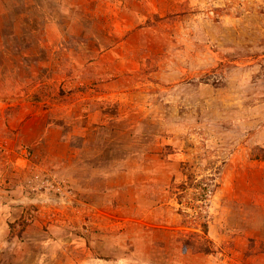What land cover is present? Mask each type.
<instances>
[{"label":"rangeland","instance_id":"1","mask_svg":"<svg viewBox=\"0 0 264 264\" xmlns=\"http://www.w3.org/2000/svg\"><path fill=\"white\" fill-rule=\"evenodd\" d=\"M124 4L104 66L30 84L49 112L0 89V264H264V0Z\"/></svg>","mask_w":264,"mask_h":264},{"label":"crops","instance_id":"2","mask_svg":"<svg viewBox=\"0 0 264 264\" xmlns=\"http://www.w3.org/2000/svg\"><path fill=\"white\" fill-rule=\"evenodd\" d=\"M11 1L16 9L8 8L4 13H0V89L8 87V83H12L13 86L21 84L28 88L27 101H20L18 98L20 94L13 97V105L20 113L42 114L50 111L47 108L40 110L29 103L42 95V88L30 91V84L35 85L39 78L47 76L56 87L55 90L59 91L61 86L66 88L70 72L73 71L71 76L75 77L78 69L85 68L88 72V68L94 70L105 65L101 60H97L103 59L104 56L100 55V52L95 56L94 51H104L111 45L110 50L114 51V43H117L119 48L128 43L124 36L129 29L126 30L123 23L110 29L104 27L109 15L115 14L116 18L113 17V21L117 22L119 14L125 13L122 10L125 8V0H5L8 6ZM73 49L77 54L71 56V59L85 60H68L71 54L58 53L62 50L73 52ZM63 66H67L65 71ZM92 120H89V123ZM84 124L85 128L77 130L75 135L84 137L88 134L87 123ZM109 131L113 135L116 133L115 129ZM92 134L96 135L92 132L90 137ZM67 142L71 153L68 155L66 152L63 160L69 159L70 164L79 168L80 163L93 159L89 156V147L93 140H85L81 146L74 143L73 139L70 141V137ZM103 146L102 151L101 149L92 151L101 155L112 148L108 143ZM42 155L44 153L41 152L40 156ZM46 156L49 155L46 153ZM77 169L74 175L79 177L76 178L79 181L81 173Z\"/></svg>","mask_w":264,"mask_h":264}]
</instances>
